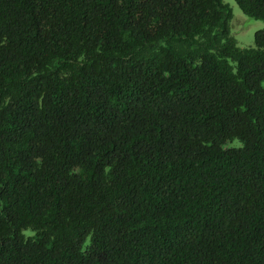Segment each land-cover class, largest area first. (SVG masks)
<instances>
[{"label":"trees","instance_id":"16d2710c","mask_svg":"<svg viewBox=\"0 0 264 264\" xmlns=\"http://www.w3.org/2000/svg\"><path fill=\"white\" fill-rule=\"evenodd\" d=\"M232 18L0 0V264H264V30Z\"/></svg>","mask_w":264,"mask_h":264},{"label":"rangeland","instance_id":"374dc122","mask_svg":"<svg viewBox=\"0 0 264 264\" xmlns=\"http://www.w3.org/2000/svg\"><path fill=\"white\" fill-rule=\"evenodd\" d=\"M233 11L230 22L231 35L236 39L241 48L255 47V34L264 30V21L256 20L246 16L235 0H223Z\"/></svg>","mask_w":264,"mask_h":264}]
</instances>
